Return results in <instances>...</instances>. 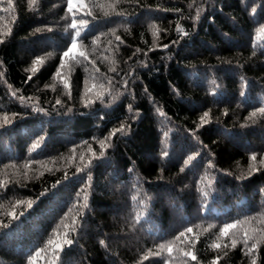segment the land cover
<instances>
[{
    "label": "trees",
    "instance_id": "obj_1",
    "mask_svg": "<svg viewBox=\"0 0 264 264\" xmlns=\"http://www.w3.org/2000/svg\"><path fill=\"white\" fill-rule=\"evenodd\" d=\"M11 4L0 264H264V0Z\"/></svg>",
    "mask_w": 264,
    "mask_h": 264
},
{
    "label": "snow or ice",
    "instance_id": "obj_2",
    "mask_svg": "<svg viewBox=\"0 0 264 264\" xmlns=\"http://www.w3.org/2000/svg\"><path fill=\"white\" fill-rule=\"evenodd\" d=\"M37 2H38V0H28V5H29V7H32V6H34ZM67 5H68L67 10H68L69 13H71V12L73 11V6H74V5H73V0H67ZM9 7H12L11 0H9ZM81 7H83V5H81ZM101 7H102V6H101ZM3 11L7 12V11H8V8H4ZM198 17H199V10L197 11V18H198ZM86 23H87V22L84 21V20H81V21H80V24H81V25H86ZM70 27L73 28V29H75V28L77 27V22L75 21V19L72 20V23L70 24ZM177 30L180 31V32H183V29H182V28H178ZM260 31H261L262 33H264V28H262ZM79 36H80V31L77 30L76 33H75V37H79ZM117 39H119V37H117ZM0 42H3L2 39H0ZM75 47H76V40H75V38H74V39L72 40V46H71L67 51H65V52L63 53V55H64V56H69V54L73 51V49H74ZM165 47H167V45H165ZM79 55L83 56L84 53L81 52V53H79ZM42 62H43V58H42V57H41V58H37V60L34 61V65H35V64L42 63ZM61 67H63V65H61ZM114 70H115V69H113V71H114ZM31 71L34 73V72L36 71V68L33 67V68L31 69ZM0 75H2V74H0ZM57 75H59V73H57ZM29 79H31V77H29ZM13 95H16V93L13 92ZM21 99H23V97H21ZM57 103H60V101L57 100ZM129 110H131V105H129ZM258 113H259V114H264V108H259V109H257L256 111H253V112L250 114L249 119H252V118L256 117ZM161 114L163 115V113H161ZM208 116H209V113H208V112H205V113L203 114V116L201 117V124H203V123H207V122H208V121H207ZM3 122H4V123H8V122H9V117H8L7 115H4V116H3ZM0 126H2V125H0ZM116 132H124V126L121 125L120 128H118V129H114L113 132L110 134V136H111V135H115ZM109 138H110V137H106V138H105V141H100V142H99V143L101 144V148H104V147H105V142H106ZM38 144H39V142H37L36 144H34V145H33V149H35V148L38 146ZM101 155H103V152H101ZM163 155H164V156H167L168 153H167V152H164ZM81 159H83V157H81ZM191 159H192V158L189 157V160H191ZM250 159H251L253 162H255V161L257 160V156H256V154L253 153V154L251 155ZM261 163L264 164V158L261 159ZM252 170H257V169L255 168V164L252 165ZM210 183H211V182H210ZM203 194H204L205 196L208 195L207 192H204ZM84 200H85V203H84L83 206H84V207H87V195H85ZM133 200H136V197H135V196L133 197ZM28 206L31 207V202H28ZM10 214L13 215V217H15V214H14V213H10ZM137 219H139V216H137ZM239 223H241V221H236L235 223H227V224H224V226H223L222 229L220 230V234H221V236H227V235L229 234V230L235 228V227L237 226V224H239ZM210 227H211V226H210ZM192 231H193V229H192L191 227L187 228L184 232H181L178 236H176V237H175V240L179 241L181 237H184V236L186 235V233H192ZM250 239H252V236L248 235V233L245 232V233H244V240H243V243H244L245 246H247V244H248V240H250ZM65 242H66L67 244H69V245L72 243L71 240H66ZM52 243H53V241L50 239V240L48 241V244H52ZM100 243H101L102 245H104L105 242H104V241H101ZM230 243H231V246H232V247H235L236 244L238 243V241H237V239L233 238V239H231ZM57 247L60 248L61 246H60V245H57ZM159 247H160L161 249H164L166 246H165V244H160ZM213 247H215V248H219V247H220V244H215V245H213ZM256 247H257V244L254 243V244L252 245V247L248 249L249 252L253 251V249H255ZM43 250H44V249L41 248L40 250H38V251L36 252L35 255L38 256V255L40 254V252L43 251ZM61 250H62V249H61ZM167 251H168L169 253L172 252V242H169V243H168ZM183 255H184V256H190L192 260H196V259H197V257H196L192 252H184ZM34 258H35V257H32V259H34ZM145 258H147V257H145ZM253 264H255L254 261H253Z\"/></svg>",
    "mask_w": 264,
    "mask_h": 264
}]
</instances>
